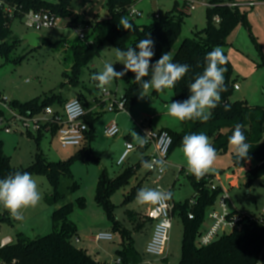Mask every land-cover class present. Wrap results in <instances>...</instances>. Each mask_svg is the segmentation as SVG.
<instances>
[{
    "label": "rangeland",
    "instance_id": "rangeland-1",
    "mask_svg": "<svg viewBox=\"0 0 264 264\" xmlns=\"http://www.w3.org/2000/svg\"><path fill=\"white\" fill-rule=\"evenodd\" d=\"M47 1L55 2L56 0ZM187 2L194 4L195 10H190L189 14L186 15L182 34L176 44L177 48L183 39L192 37L194 31L201 30L206 26V9L210 0H138L134 10L139 11L141 15L135 16L134 21L139 25H149L154 22L156 14L164 19L168 11L176 6L179 9L183 8L184 3ZM242 5V10L246 9L248 13L252 12V6L245 3ZM67 11L73 16H82L83 21L72 24L71 17L63 14L57 17L55 27L44 28L39 31L28 29L20 17L12 21L13 36L8 40V43L13 44L14 47L7 57L0 52V99L6 97L9 101L26 102L36 97L44 98L58 95L64 100L75 97L89 100L93 95H102V90L97 88L96 82L90 79L92 74L102 71L105 63L114 64L113 67L116 71L123 70V64L117 61L115 55L116 47L105 39L108 28L102 21L107 16L106 0H72ZM250 20L254 24L256 32L261 30L260 27L264 25L261 18L256 17L254 21ZM87 21L89 23L96 21L93 24V30H89V32L84 28ZM247 22L251 25L248 15ZM244 27L247 38L238 41L232 38L231 43L233 45L227 49L233 68V77L241 88L232 92L231 100L247 101L252 106L264 109V55L259 45L258 34L251 33L253 31L249 32L245 25ZM76 30H79V34L87 36L91 41L97 38L98 53L82 67L79 81L74 84L71 80L74 58L70 44L80 39ZM31 32L40 33L42 40L39 47L34 48L22 39L24 35ZM90 33L91 35H89ZM124 85L125 81L122 77V79H114L110 85L106 86V89L115 93L119 86L121 98L124 95ZM142 95L130 103L127 109L121 111L122 114L116 118L120 127V133L116 137H107L104 134L105 123L101 117L99 118L95 125V154L92 153L93 157L98 159L97 161L86 156L83 144L63 148L55 130L45 129L39 132L31 128L28 131L20 126L13 128L11 133L0 130V140L4 143L5 154L10 157L11 165L18 170L32 166L38 154L47 162L72 159L71 175L64 174L60 177L59 191L64 194V197L57 205L49 204L46 200L53 192L51 181L46 174H31L37 181L42 199L31 211L25 212L23 210L22 220L14 219L9 211L0 205V213L6 214L10 218L0 222V238L10 235L16 240L20 235L28 239H36L52 232L55 230L52 218L54 210L71 202L74 203V209L70 215V220L77 225V237L80 236L81 238L79 244L76 243L77 238L74 239V244L77 247L84 248L85 245L89 244L88 237L90 235L94 236L100 231L112 229L105 210L96 202V189L100 174L106 171L108 175L114 176L125 168L135 165L139 161V156L144 155L139 148H136L129 154L123 165H117V160L125 149L124 126L131 125L133 129H138L137 124L144 123L145 132H151L157 131L159 124H167L164 126L175 133H180L189 122V120L181 122L168 113L170 103L175 101L173 89H165L158 93L150 90L147 94L142 93ZM60 106L58 103L51 105L52 108ZM151 117H153L152 127L146 121ZM141 120L145 122H141ZM210 142L212 143L211 139ZM151 150L146 152L149 153ZM217 154V160L212 170L207 174L219 178V181L215 182L229 191L230 201L228 205L230 210H236L248 216L261 215L264 209V178L248 185L245 171L233 164L235 155L230 145L226 152ZM168 162L172 165L166 169L167 172L163 180L158 184H154L155 175H147L149 170L141 167L138 172L139 176L142 177L141 188L157 189L160 185L163 191L171 192L175 203L193 198L194 189L188 177L189 173L182 153V146L176 145L172 148ZM138 183L139 181L133 178L128 185L114 193L111 200L117 206L116 218L124 226L133 230L136 247L139 251H143L147 245L145 240L148 231L144 229V231L135 232L136 230L133 229L135 224L129 221L126 214L128 210L144 211L145 209L146 205H139L136 202V196H132ZM80 198L84 200V206L79 205ZM48 207H52L53 210L47 212ZM213 207L219 208L217 203ZM209 212L210 209L207 211L202 230L208 229L212 225ZM140 222H143V218L140 219ZM140 229H143V226ZM114 235L112 241L91 242L90 244L92 250L99 251L100 254H107L106 264H114L117 259L115 249L121 247L120 234ZM182 238L183 223L180 216L175 213L167 249L170 264H179ZM197 244L199 245L198 240Z\"/></svg>",
    "mask_w": 264,
    "mask_h": 264
},
{
    "label": "trees",
    "instance_id": "trees-1",
    "mask_svg": "<svg viewBox=\"0 0 264 264\" xmlns=\"http://www.w3.org/2000/svg\"><path fill=\"white\" fill-rule=\"evenodd\" d=\"M5 1L16 6L21 13L30 10H46L53 13L56 18L63 14L70 16L72 24L83 21L82 16H73L67 11V7L72 0H56L55 2L47 0ZM137 1L106 0L108 17L102 21L108 28L105 39L109 40L116 48L126 50L129 47H135L141 39L151 38L155 42L153 49L155 55L152 57L151 63H155L162 54L173 52L172 62L189 65L188 73L171 88L174 91L175 101H182L189 96V85L194 81L196 75L203 72L205 56L208 52L219 46L226 57L224 67L227 69L225 72L227 91L221 94V104L213 110V115L207 122L189 120L180 133L164 129L172 136L171 150L176 145L182 146V139L185 135L202 132L212 140L217 153H224L229 148L228 138L232 134L235 125L241 124L246 142L251 146L249 159L238 161L235 157L233 164L235 167L242 168L248 162L252 163L251 167L245 170L248 185L264 178V109L252 106L247 101L231 100L236 82L227 49L231 45L236 29L240 25L248 24L247 11L238 6H230V3H234L233 0H210L206 9V26L201 30L194 31L192 37L183 39L176 48L187 15L185 8L179 9L176 6L167 12L164 19L155 17L154 22L151 24L139 25L130 16V12ZM258 1L264 2V0ZM216 17L219 18V22L215 20ZM122 18L127 19L132 24L131 30L127 31L119 25ZM12 21L0 8V52L5 57L9 55L14 47L13 44L8 43V40L13 36ZM97 42V38L90 42L88 37L85 36L70 44L74 58L71 77L74 84L79 81L82 67L98 53ZM123 78L125 88L121 99L125 101L126 107H128L130 103H133L142 95L143 90L135 82L134 73L129 71ZM153 92L158 93L155 90ZM80 100L86 108L89 107V103ZM95 100L101 108L105 107L106 104L101 99L95 98ZM65 102L66 100L60 96L53 95L44 98L36 97L26 102L13 100L10 106L20 113L32 116L42 113L46 107H51L54 103L64 105ZM225 104L231 105L230 111H224ZM100 117V113L90 111L85 118L89 131L83 142L84 153L93 161L98 160L92 156L90 150L95 138V125ZM142 159L148 160L147 157ZM71 160L47 162L45 158L38 154L32 166L18 170L11 165V159L4 151V143L0 140V178L16 171L46 174L53 187V192L46 199L49 204L57 205L64 197V194L59 191L60 177L64 174L71 175ZM140 161L134 166L126 168L114 178L103 171L100 174L96 189L97 204L105 210L112 231L119 233L121 236V248L116 251L117 258L121 259V264H142L144 261V255L138 251L132 237L133 230L124 226L116 218L115 210L117 206L111 200L114 193L128 185L142 167ZM188 177L194 189V196L185 201L174 203L173 209V215L177 213L183 223L182 252L179 264H257L261 254L264 253V214L259 216L243 214L239 228L221 235L209 245H198L197 240L203 232L202 226L207 211L217 203L221 187L217 184L216 189H212V185L216 183L212 175L205 174L200 178H196L194 175L189 174ZM140 188L141 184L135 187L133 197L136 196ZM78 202L80 206L85 204L81 198ZM73 209L74 203L71 202L54 210L52 218L55 230L52 232L36 239H28L18 235L16 240L0 247V261L3 264H103L92 257L85 249L74 244L78 231L77 225L70 220ZM126 214L129 221L135 224L133 228L135 230L142 228L151 221L146 216L141 217L133 210H128ZM141 218H143V222H140ZM9 219L6 214L0 213V222Z\"/></svg>",
    "mask_w": 264,
    "mask_h": 264
},
{
    "label": "clouds",
    "instance_id": "clouds-1",
    "mask_svg": "<svg viewBox=\"0 0 264 264\" xmlns=\"http://www.w3.org/2000/svg\"><path fill=\"white\" fill-rule=\"evenodd\" d=\"M120 26L131 30L132 24L127 19H121ZM154 41L151 38L139 40L135 47L126 50L115 48L117 61L123 64L121 71H116L112 63H105L103 70L91 75L90 79L96 82V87L104 90L114 79H122L127 72L134 73L135 82L141 86L143 93L150 90L161 92L173 88L177 81L182 79L189 71V65L172 62L169 53H164L151 63L154 53ZM226 57L219 46L214 47L205 56V67L201 74L195 76L189 85V96L182 101H172L168 107L170 116L183 122L197 120L207 122L222 101V93L227 91L224 67ZM149 77L148 79H145ZM145 96V95H142ZM231 105L225 104L224 111H230ZM148 133L141 136L134 133L138 145L143 147L148 143ZM228 143L238 161L249 159L250 144L246 142L243 126L237 124L228 138ZM182 153L186 160L189 174L200 178L212 170L218 154L204 133H192L182 139ZM121 161H118V163ZM141 166L149 171L165 169L163 160L140 161ZM170 192L154 189L140 188L136 193V202L139 205L159 204L170 199ZM42 199L37 181L31 173L16 171L0 178V205L9 211L14 219H23V210L36 207Z\"/></svg>",
    "mask_w": 264,
    "mask_h": 264
},
{
    "label": "built area",
    "instance_id": "built-area-1",
    "mask_svg": "<svg viewBox=\"0 0 264 264\" xmlns=\"http://www.w3.org/2000/svg\"><path fill=\"white\" fill-rule=\"evenodd\" d=\"M248 6H253L256 3H246ZM232 7H241L242 4L230 3ZM187 6L193 10L195 5L188 2ZM0 8L6 13L9 19L14 20L20 17L23 20L25 26L33 31H39L44 28H53L56 25V16L46 10L21 13L17 10L16 6L8 3L5 0H0ZM139 11L134 10L130 12L131 17L140 16ZM159 18V15H156ZM219 22V18L215 19ZM79 34V30H76ZM80 38H84L85 35L79 34ZM235 90L240 89L238 84L234 85ZM110 91L107 89L102 90L101 100L106 104L105 108L108 112H121L127 109L126 103L123 99H116L110 97ZM0 103L4 107V111L0 115V129L7 133L13 132V128L20 126L21 128L30 131L34 128L38 131L42 130H55L58 134L59 141L63 148L69 146H79L83 144L86 139V135L89 131V126L85 121L86 116L89 114V110L85 107L80 99H72L65 103L63 113L56 111L52 107H46L41 115H27L12 109L10 106L11 101L6 97L0 99ZM7 112V114H5ZM140 127L144 130L145 124H140ZM103 132L107 137H116L120 133V127L116 120L108 122ZM144 130V135H145ZM173 143L172 136L167 130L151 131L148 133V143L144 146H150L153 148V152L149 156L148 160H163L165 161V169L163 171L155 170L149 171L157 177V183L161 182L166 173L168 166V158ZM137 146L131 141L125 142V149L119 159L117 165L121 166L127 160L129 154L135 150ZM118 161H121L118 163ZM217 183L212 185V189L215 190ZM221 187V186H220ZM158 190H162L161 186L157 187ZM163 191V190H162ZM230 201L229 191L224 187H221V193L218 197L217 204L218 209L215 207L210 208L209 218L212 220V225L205 231H203L199 238V245H209L221 235L229 233L241 226V219L243 214L230 210L228 202ZM173 209L174 203L168 199L159 204H155L148 212V218L153 222L152 235L147 242L145 253L152 257L150 264H170L166 261L168 257L167 249L170 231L173 225ZM264 214V209L262 210ZM190 217H192L190 215ZM95 241H112L114 234L112 232L100 231L93 236ZM13 240L7 236L1 240V246L8 245ZM78 241V240H77ZM0 264H3L0 261ZM114 264H121V259L117 258ZM257 264H264V253L261 254L260 260Z\"/></svg>",
    "mask_w": 264,
    "mask_h": 264
},
{
    "label": "crops",
    "instance_id": "crops-1",
    "mask_svg": "<svg viewBox=\"0 0 264 264\" xmlns=\"http://www.w3.org/2000/svg\"><path fill=\"white\" fill-rule=\"evenodd\" d=\"M250 2H255L256 4L255 5H253L252 6V8H253V10H252V12H250V13H248L247 12V15H248V18H249V22L251 23V25L248 23L247 25H245L246 27H247V30L249 31V32H251V31H253V32H251V33H255V34H258L257 35V37L259 38V41H260V43H259V45H260V47H261V51H262V53H263V55H264V25H263V23L262 22H264V2H260V1H258V0H240V1H234V3H237V4H242V3H250ZM137 3V2H136ZM188 3V2H187ZM187 3H184V8H185V11L188 9V11H186L188 14H189V11L191 10V9H189V7L187 6ZM136 5V4H135ZM134 5V6H135ZM186 7H187V9H186ZM193 10H195V8L193 9ZM243 10H246V9H243ZM247 11V10H246ZM156 15H159V14H156ZM156 15H155V17H156ZM108 17V12H107V16L105 17V18H103V20H105L106 18ZM159 17L161 18V16L159 15ZM261 18V20H262V22H261V25H263V26H259L260 28H261V30H257V32L254 30V24L251 22V20L250 19H252L253 21H254V19L255 18ZM96 21H98L97 19H95ZM95 21V22H96ZM95 22H86V25L84 26V28L86 29V31L87 32H89V30H93V24L95 23ZM246 28L244 27V25H240L237 29H236V31H235V35L233 36V38L236 40V41H238V40H243L245 37H246V31H244ZM92 33V32H91ZM91 33L89 34V35H91ZM247 38V37H246ZM41 40H42V38H41ZM94 40V39H93ZM92 40V41H93ZM89 41L91 42V40L89 39ZM233 44L231 43V45H230V47L229 48H231V46H232ZM235 82H236V80H235ZM118 83V82H117ZM235 84H238L237 82L235 83ZM118 89H117V91L115 92V93H113V92H111L110 91V97H113V98H116V99H121L120 98V96H119V86L117 87ZM125 88V85L123 86V89ZM241 89V88H240ZM240 89H238V90H240ZM237 90V91H238ZM95 98H98V99H101L102 98V95H100V96H96V95H93V96H91L90 98H89V100H87L86 98H84V99H82L83 101H84V103H89L90 105H89V107L87 108L89 111H93V112H96V113H100L101 114V119L104 121V126L108 123V122H110L111 120H116V118L120 115V114H122V113H120V112H114V113H110V112H108L107 110H106V108L104 107V108H101L99 105H98V103H97V101L95 100ZM72 99H76V97L75 98H72ZM72 99H66V102H68L69 100H72ZM77 99H80V98H77ZM65 102V103H66ZM65 105V104H64ZM64 105H61L60 107H58V108H54L56 111H58V112H61V113H63V109H64ZM3 112L4 111V107H3V105L0 103V112ZM42 113H40V114H36V115H41ZM129 114V113H128ZM152 120H153V117H151V118H149V119H147L146 121L147 122H149V125H150V127H152L153 126V123H152ZM141 122H145V121H142L141 120ZM142 124V123H141ZM164 125H167V124H159V126H158V129H156L157 131H159V130H163V129H169V130H171L170 128H168L167 126H164ZM137 126H138V129H133L132 127H131V125L129 126V125H127V126H124V131H125V136H124V140H125V142L128 140V141H131L132 143H134L136 146H137V148H139L143 153H144V155H141V156H139L140 158H139V161L143 158V157H147V158H149V156L151 155V153L153 152V148L152 147H150V146H143V147H140L139 145H138V142H137V140L134 138V133H137L138 135H141V136H143L144 135V130L140 127V124H137ZM145 128H146V126H145ZM184 130V129H183ZM182 130V131H183ZM96 135H95V138H94V141L92 142V144H91V154L93 153V154H95V150H94V146H95V143H96ZM125 142H124V144H125ZM149 149H152L151 150V152H149V153H147L146 151L147 150H149ZM93 156V155H92ZM139 161H137L135 164H137ZM172 164L170 163V162H168V166H167V168L168 167H170ZM251 165H252V163L251 162H248L247 164H246V166L245 167H242V168H239L240 170H247L248 168H250L251 167ZM119 166V165H118ZM134 166V165H133ZM131 167V166H130ZM128 168V167H127ZM126 169V168H125ZM124 169V170H125ZM123 172V171H122ZM122 172H120V173H122ZM138 172H139V170H138ZM138 172L135 174V176L133 177L134 179H136L137 181H139V183H138V185L139 184H141V186H142V177L141 176H139V174H138ZM167 172V171H166ZM120 173H117V174H115L114 176H110L111 178H114V177H116L117 175H119ZM150 174H152V173H150V172H148L147 173V175H150ZM207 174V173H206ZM209 175V174H208ZM156 177V176H155ZM132 178V179H133ZM131 179V180H132ZM163 180V179H162ZM214 180L215 181H219V178H215L214 177ZM155 183H157V177H156V179L154 180V184ZM217 183V182H216ZM158 184V183H157ZM218 185H219V183H217ZM166 192H170V191H166ZM171 193V192H170ZM170 200L173 202V203H175L174 202V200L172 199V196H171V198H170ZM153 206V204H146V206H145V209H144V211H135V210H133V211H135V212H137L141 217L142 216H146L147 218H148V212H149V210L151 209V207ZM34 207H29V208H27V209H24V211L25 212H27V211H31L32 209H33ZM53 210V208L52 207H48V209H47V212H51ZM173 217H174V215H173ZM150 225V227L148 228V226ZM146 227V228H145ZM172 227H173V225H172ZM208 227V226H207ZM206 227V228H207ZM144 229H146L147 231H148V233H147V238H146V240H145V243H147V241H149V239H150V237H151V235H152V231H153V222H152V220L148 223V224H146L145 226H143V229H138V230H136L135 232H140V231H144ZM205 230H207V229H203V231H205ZM103 231H107V232H112L113 234H116L115 232H113L112 231V229H106V230H103ZM7 236H9V237H11L10 235H5L4 237H7ZM115 236V235H114ZM4 237H2V238H0V246H1V240L4 238ZM132 237H133V239H134V233L132 232ZM89 244H87V245H85L84 246V248L83 249H85L92 257H94L96 260H98V261H100V262H102L103 264H106V257H107V254H100V252L99 251H95V250H92V246H90V244H91V242H94V243H98V241H95L94 239H93V236L92 235H90L89 237ZM11 239L12 240H14L12 237H11ZM78 240V241H77ZM114 240V239H113ZM134 241H135V245H136V240L134 239ZM100 242V241H99ZM76 243H81V238H80V236H78L77 237V239H76ZM121 243H122V239H121V242H120V245H121ZM121 248V247H120ZM120 248H116L115 250L117 251L118 249H120ZM137 248V247H136ZM138 249V248H137ZM139 251V250H138ZM143 255H144V261H143V263L142 264H150V262L152 261V257H149L148 255H146V253H145V250L143 249V251H140ZM96 253H97V255H96ZM101 257H103V258H101ZM101 259H103V260H101ZM166 261L168 262V263H170L169 262V259H168V257H167V259H166Z\"/></svg>",
    "mask_w": 264,
    "mask_h": 264
},
{
    "label": "water",
    "instance_id": "water-1",
    "mask_svg": "<svg viewBox=\"0 0 264 264\" xmlns=\"http://www.w3.org/2000/svg\"><path fill=\"white\" fill-rule=\"evenodd\" d=\"M41 35L39 32H31L23 36V40L27 41L32 47H39L41 45Z\"/></svg>",
    "mask_w": 264,
    "mask_h": 264
}]
</instances>
